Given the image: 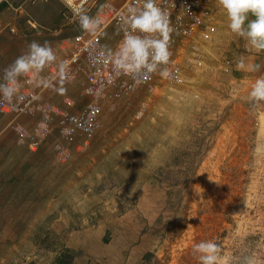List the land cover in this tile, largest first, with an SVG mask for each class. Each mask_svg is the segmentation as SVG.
Listing matches in <instances>:
<instances>
[{
	"label": "rangeland",
	"instance_id": "1",
	"mask_svg": "<svg viewBox=\"0 0 264 264\" xmlns=\"http://www.w3.org/2000/svg\"><path fill=\"white\" fill-rule=\"evenodd\" d=\"M227 24L216 7L181 78L104 100L92 136L66 137L52 109L0 113V264H200L192 246L208 240L220 264H264V104L248 101L264 51ZM79 27L62 0H0V32L28 45ZM63 86L53 103L77 105Z\"/></svg>",
	"mask_w": 264,
	"mask_h": 264
},
{
	"label": "built area",
	"instance_id": "2",
	"mask_svg": "<svg viewBox=\"0 0 264 264\" xmlns=\"http://www.w3.org/2000/svg\"><path fill=\"white\" fill-rule=\"evenodd\" d=\"M62 1L69 19L77 21L66 0ZM136 2L137 0H123L115 4L113 1L87 0V14L101 21L97 32L87 33L79 27L64 36L57 47H52L57 63L50 65L41 74L42 79L50 81L52 87H46L43 82H34L31 76L21 77L19 93L13 103H6L0 98V113H12L17 118L52 109L56 114V124L66 137L92 136L101 126L104 100L123 99L140 87L151 89L159 80L171 83L179 80L182 74L181 54L184 44L207 25L217 7L216 0H157L158 6L169 13L174 28L170 45L171 58L167 65L170 75L167 78L160 76L158 72L144 78L143 75L133 77L123 73L117 76L113 71L107 53L109 50L118 49L123 38V20L127 15V7ZM139 2L142 4L143 0ZM59 62L67 66L70 81L61 82L58 75ZM71 83H76L80 88L79 103L76 105L71 102L70 106L53 103L52 96L63 85ZM39 125L34 126L30 137L32 148L38 147L41 141Z\"/></svg>",
	"mask_w": 264,
	"mask_h": 264
},
{
	"label": "clouds",
	"instance_id": "3",
	"mask_svg": "<svg viewBox=\"0 0 264 264\" xmlns=\"http://www.w3.org/2000/svg\"><path fill=\"white\" fill-rule=\"evenodd\" d=\"M86 2L87 0H66L67 6L76 15L80 28L95 34L101 21L87 14ZM216 5L226 15L227 27L231 33L243 38L256 52L264 51V0H216ZM250 16L254 19H250ZM123 23V38L118 49L107 53L114 73L117 76L123 73L147 78L148 74L158 72L160 76L167 78L170 75L167 65L170 63V45L174 32L169 13L158 6L157 0H143L142 4L137 0L128 5ZM56 63V53L47 42H31L26 52L3 69L0 98L12 104L18 96L21 77L31 76L34 82H43L46 87H52L51 82L43 80L41 74ZM243 67V62H239L238 68ZM259 70V64L248 66V71ZM58 75L62 83L71 80L63 62L58 64ZM60 91L64 92L66 89ZM248 101L253 105L264 104V77L254 81L248 93ZM192 247L193 253L199 254L200 264H220L221 249L216 242L201 241Z\"/></svg>",
	"mask_w": 264,
	"mask_h": 264
},
{
	"label": "crops",
	"instance_id": "4",
	"mask_svg": "<svg viewBox=\"0 0 264 264\" xmlns=\"http://www.w3.org/2000/svg\"><path fill=\"white\" fill-rule=\"evenodd\" d=\"M250 19H254V17H250ZM27 46L28 44L25 39L20 37L12 38L11 35L0 32V82H3V69L8 67L18 56L26 52ZM246 54L247 61L251 62L254 58V54Z\"/></svg>",
	"mask_w": 264,
	"mask_h": 264
},
{
	"label": "trees",
	"instance_id": "5",
	"mask_svg": "<svg viewBox=\"0 0 264 264\" xmlns=\"http://www.w3.org/2000/svg\"><path fill=\"white\" fill-rule=\"evenodd\" d=\"M65 254H62V255H60V256L57 257L58 263L59 264H74V263H72V261L70 259H68L67 262L64 263V260H63L62 256L63 255L65 256Z\"/></svg>",
	"mask_w": 264,
	"mask_h": 264
}]
</instances>
